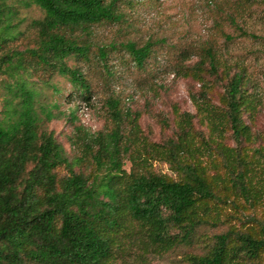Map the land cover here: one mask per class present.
I'll use <instances>...</instances> for the list:
<instances>
[{"label": "trees", "instance_id": "trees-1", "mask_svg": "<svg viewBox=\"0 0 264 264\" xmlns=\"http://www.w3.org/2000/svg\"><path fill=\"white\" fill-rule=\"evenodd\" d=\"M21 1L36 4L43 16L32 20L36 26L34 46L5 48L0 53V70L13 77L7 85L13 83V93L19 97L0 117V264H111L126 243L136 242L138 247L151 244L158 249L180 242L190 244L196 227L207 222L202 216L209 210L207 201L227 202L226 194L215 190L222 177L214 174L209 178L195 156L203 147L193 144L190 136L191 113L179 114L174 139L142 142L140 148H131V131L123 136L117 124L105 135L90 136L83 142L87 150L84 155L93 163L94 171L86 174L72 168V159L51 131L38 130L33 93L20 79L28 67L56 70L77 83L88 100L91 88L77 68L66 64L68 54L83 59L93 54L105 64L108 50L119 45L141 64L150 51L148 41L141 45L133 40L114 41L97 44L91 50L92 43L75 36L76 31L87 33L92 24L119 20L121 0ZM220 10L224 14L220 18L234 21L230 12ZM10 12L7 1L0 0V47H6L14 36L7 30ZM218 22L215 19L214 23ZM195 49L198 63L207 60L209 67H214L216 52L211 43ZM242 77L240 71L230 76L225 84V108L221 113L213 112L217 118H224L223 123L239 142L250 135L241 118L247 102ZM192 100L199 105L195 97ZM106 102L112 118L119 121L118 99L109 97ZM209 109L211 112V106ZM9 112L16 117L7 116ZM43 115L49 118L51 112L44 111ZM216 145L228 174L227 187L253 206L263 191L261 184L251 180V168L244 165L237 149ZM142 150L159 153L174 170V177L149 170V156ZM125 152L128 169L120 159ZM61 165L66 173L58 176L56 168ZM261 251L264 236L230 226L213 235L206 252L188 254L187 264H243L240 259H254Z\"/></svg>", "mask_w": 264, "mask_h": 264}, {"label": "rangeland", "instance_id": "rangeland-1", "mask_svg": "<svg viewBox=\"0 0 264 264\" xmlns=\"http://www.w3.org/2000/svg\"><path fill=\"white\" fill-rule=\"evenodd\" d=\"M6 1L11 7L7 30L14 36L7 40L6 47H0V53L5 48L23 50L34 46L36 26L32 20L41 18L43 10L21 0ZM220 8L230 12L234 21L220 18ZM118 9L119 20L92 24L87 33L76 31L75 36L79 41L92 43L91 50L97 44L114 41L133 40L137 45L148 41L149 54L139 65L119 45L108 50L105 64L93 54L89 59L68 54L66 64L77 68L91 88L88 100L67 74L26 68L20 79L33 93L32 106L40 118L38 130L52 132L72 159L74 170L91 174L94 166L89 158L85 159L87 150L83 143L90 136L105 135L117 124L123 136L131 131V148H140L142 142H164L175 138L179 114L187 111L191 113L189 132L193 144L203 147L195 156L209 178L214 174L222 177L215 183V190L225 193L227 202L207 201L209 210L202 214L207 222L196 227L190 244L180 242L158 249L151 244L138 247L136 242L126 243L112 257L111 264H187L188 254L206 252L213 235L230 226L264 236V0H121ZM215 19L219 20L217 24ZM205 43H211L216 52L214 67H209L207 60L198 63L195 48ZM238 71L243 76L247 99L241 118L250 132L240 142L231 135L224 118L213 115L223 112L225 84ZM12 79L0 70V117L5 115L4 108L9 109L19 99L13 93V83L7 85ZM109 97L118 99L119 121L110 114L106 102ZM47 110L51 112L49 118L43 115ZM9 115L16 117L13 112ZM217 143L237 149L244 165L251 168V180L261 184L263 191L253 206L234 196L227 187L228 174L222 166V156L217 154ZM141 152L149 156V170L174 177V170L159 153ZM127 155L128 152L120 155L125 169L129 166ZM76 158L81 159L77 162ZM56 170L58 176L66 173L62 165ZM177 230L171 228L173 232ZM240 261L264 264V251L254 259Z\"/></svg>", "mask_w": 264, "mask_h": 264}]
</instances>
